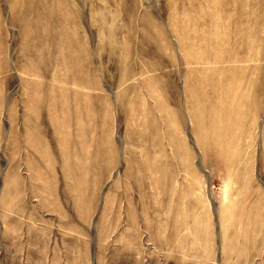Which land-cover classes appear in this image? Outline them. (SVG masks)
<instances>
[{
	"label": "rangeland",
	"instance_id": "1",
	"mask_svg": "<svg viewBox=\"0 0 264 264\" xmlns=\"http://www.w3.org/2000/svg\"><path fill=\"white\" fill-rule=\"evenodd\" d=\"M0 264H264V0H0Z\"/></svg>",
	"mask_w": 264,
	"mask_h": 264
}]
</instances>
